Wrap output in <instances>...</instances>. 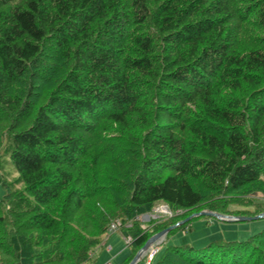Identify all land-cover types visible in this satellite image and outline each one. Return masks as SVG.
Listing matches in <instances>:
<instances>
[{
	"label": "trees",
	"instance_id": "16d2710c",
	"mask_svg": "<svg viewBox=\"0 0 264 264\" xmlns=\"http://www.w3.org/2000/svg\"><path fill=\"white\" fill-rule=\"evenodd\" d=\"M22 1L0 0V264H89L115 220L129 264L193 213H264V0ZM157 203L182 213L144 227ZM162 248L264 264V230Z\"/></svg>",
	"mask_w": 264,
	"mask_h": 264
},
{
	"label": "rangeland",
	"instance_id": "374dc122",
	"mask_svg": "<svg viewBox=\"0 0 264 264\" xmlns=\"http://www.w3.org/2000/svg\"><path fill=\"white\" fill-rule=\"evenodd\" d=\"M233 208L237 210L242 209V207L238 205L233 206ZM181 213V211L173 213L168 205L157 203L155 208L147 213L148 216H144L145 214H143L137 219L141 221V223H145L144 227H147L152 220H155L156 224L161 221H166L174 215H181ZM117 222L118 221L116 220L112 221L110 226ZM189 226H191V229L182 228L174 230L168 234L165 241L164 237L161 238L164 242L162 244V249L164 250L166 245L202 248L210 242L218 239L223 241L246 240L257 232L264 230V218L244 221H228L216 217H195L191 220ZM129 253L130 249L128 248L123 235L119 231L109 234L107 231L102 237L101 245L93 251V257L89 264H122ZM137 264H145V262L140 261Z\"/></svg>",
	"mask_w": 264,
	"mask_h": 264
},
{
	"label": "water",
	"instance_id": "95a60500",
	"mask_svg": "<svg viewBox=\"0 0 264 264\" xmlns=\"http://www.w3.org/2000/svg\"><path fill=\"white\" fill-rule=\"evenodd\" d=\"M201 216L216 217L218 219L228 220V221H238V220L244 221V220H253V219L264 218V213L258 214L256 216H241V217L224 215L221 213H217V212H213V211H206V210L200 211L197 213H193L190 216H188L187 218H185L184 220L180 221L179 223L172 225V226L154 234L153 236H151L148 239V241L145 243V245L138 251V253L135 255V257L133 258V260L129 264H136L141 259V257L149 250L151 245L156 243L160 238L166 236V234H168V232L175 229L177 226L190 221L191 219H193L195 217H201Z\"/></svg>",
	"mask_w": 264,
	"mask_h": 264
},
{
	"label": "built area",
	"instance_id": "2783aa9c",
	"mask_svg": "<svg viewBox=\"0 0 264 264\" xmlns=\"http://www.w3.org/2000/svg\"><path fill=\"white\" fill-rule=\"evenodd\" d=\"M120 223H113L110 226L109 232H116L119 229ZM130 238H125L126 243H128ZM160 251V246L159 244H155L149 248V250L145 253V259H146V264H150L151 261L154 259L155 255Z\"/></svg>",
	"mask_w": 264,
	"mask_h": 264
},
{
	"label": "clouds",
	"instance_id": "9594fccd",
	"mask_svg": "<svg viewBox=\"0 0 264 264\" xmlns=\"http://www.w3.org/2000/svg\"><path fill=\"white\" fill-rule=\"evenodd\" d=\"M144 216H148V214H145ZM118 231V230H117ZM110 233V232H109ZM113 233V232H112ZM166 236H167V234H166ZM166 236H164V241H165V238H166ZM125 239V238H124ZM162 241V240H161ZM161 241H157L156 243H154V244H152L151 246H153V245H155V244H159V246H160V249L162 248V244L164 243L163 241L161 242ZM143 258H145V254L141 257V259L139 260V261H141ZM138 261V262H139ZM137 262V263H138ZM146 264V263H145Z\"/></svg>",
	"mask_w": 264,
	"mask_h": 264
},
{
	"label": "bare ground",
	"instance_id": "6f19581e",
	"mask_svg": "<svg viewBox=\"0 0 264 264\" xmlns=\"http://www.w3.org/2000/svg\"><path fill=\"white\" fill-rule=\"evenodd\" d=\"M21 1H22V0H21ZM26 1H28V0H26ZM197 2H198V1H197ZM18 3H19V2H18ZM22 3H23V1H22ZM22 3H19V4H22ZM25 4H26V3H25ZM25 4H24V5H25ZM199 10H200V9H199ZM201 10H202V9H201ZM230 41H231V40H230ZM235 41H236V39H235ZM234 44H237V43L234 42ZM229 45H231V44H229ZM232 48H233V47H232ZM234 49H235V48H234ZM118 203H119V201H118ZM119 221H120V220H119ZM148 223H149V222H148ZM144 224H145V223H144ZM162 238H163V237H162ZM28 239H29V238H28ZM28 239H27V240H28ZM159 240H161V238H160ZM29 241H30V240H29ZM31 242H32V241H31ZM31 242H30V243H31ZM30 243H29V244H30ZM27 244H28V243H26V245H27Z\"/></svg>",
	"mask_w": 264,
	"mask_h": 264
},
{
	"label": "crops",
	"instance_id": "0c3cea01",
	"mask_svg": "<svg viewBox=\"0 0 264 264\" xmlns=\"http://www.w3.org/2000/svg\"><path fill=\"white\" fill-rule=\"evenodd\" d=\"M117 253H119V252H117ZM120 253H121V252H120ZM118 256H119V255H118ZM118 256H117V257H118Z\"/></svg>",
	"mask_w": 264,
	"mask_h": 264
}]
</instances>
